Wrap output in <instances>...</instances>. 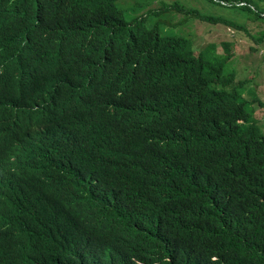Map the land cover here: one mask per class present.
Listing matches in <instances>:
<instances>
[{"label": "trees", "instance_id": "1", "mask_svg": "<svg viewBox=\"0 0 264 264\" xmlns=\"http://www.w3.org/2000/svg\"><path fill=\"white\" fill-rule=\"evenodd\" d=\"M153 1L0 0V264H264L256 94L162 21L264 6Z\"/></svg>", "mask_w": 264, "mask_h": 264}, {"label": "rangeland", "instance_id": "2", "mask_svg": "<svg viewBox=\"0 0 264 264\" xmlns=\"http://www.w3.org/2000/svg\"><path fill=\"white\" fill-rule=\"evenodd\" d=\"M158 1L154 0L151 6H156ZM166 1L172 2L174 0ZM179 1L185 3L187 0ZM257 1L260 5L264 6V0ZM187 3L199 8L201 12L218 14L229 19L236 18L243 21L240 16L234 13L209 8L201 2L189 0ZM138 4L144 5L145 0H138ZM130 9L132 8L124 10L126 18L140 12L139 9L137 12H133ZM165 16L162 21L167 24V27L165 26L163 31L166 33L174 31L185 34V36L192 39L195 46L204 48L208 44H212L213 51L220 54L223 53L222 43H230L229 48L232 53V59H234L232 66L239 70V72L245 71V77L249 78V82L246 85L250 90L255 92L257 99L255 100L249 92H245L244 95L253 100L252 104L256 108L255 114H257L264 127V40L256 42V39H259L264 33V21L252 17L249 19L248 26L246 27L248 30H243L221 23L202 21L175 10L167 12Z\"/></svg>", "mask_w": 264, "mask_h": 264}, {"label": "bare ground", "instance_id": "3", "mask_svg": "<svg viewBox=\"0 0 264 264\" xmlns=\"http://www.w3.org/2000/svg\"><path fill=\"white\" fill-rule=\"evenodd\" d=\"M39 255V254H38ZM44 256V255H43Z\"/></svg>", "mask_w": 264, "mask_h": 264}]
</instances>
